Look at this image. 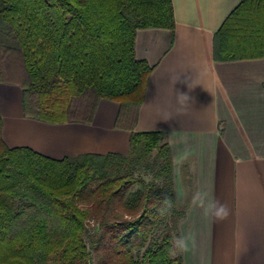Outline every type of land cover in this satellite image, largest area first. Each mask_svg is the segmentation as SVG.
<instances>
[{"label": "trees", "instance_id": "obj_1", "mask_svg": "<svg viewBox=\"0 0 264 264\" xmlns=\"http://www.w3.org/2000/svg\"><path fill=\"white\" fill-rule=\"evenodd\" d=\"M174 25L172 0H0V61L8 52L22 59L26 117L91 122L99 100L109 99L120 104L116 125L132 130L127 153L53 158L8 145L0 111V264H90L89 219L98 226L92 249L105 264H183L171 254L186 211L168 135L133 129L153 70L136 57L137 29ZM213 53L264 56V0L234 8ZM164 194L174 207L161 216Z\"/></svg>", "mask_w": 264, "mask_h": 264}, {"label": "crops", "instance_id": "obj_2", "mask_svg": "<svg viewBox=\"0 0 264 264\" xmlns=\"http://www.w3.org/2000/svg\"><path fill=\"white\" fill-rule=\"evenodd\" d=\"M241 1L172 0L173 28L136 32V57L153 70L133 129L168 135L176 199L186 211L180 236L193 233L197 241L181 254L183 264H264V56L222 60L213 53L216 31ZM119 108L100 99L91 122L29 118L21 84L0 80L5 142L53 158L127 153L132 130L116 125ZM198 189L226 204L228 219L193 207Z\"/></svg>", "mask_w": 264, "mask_h": 264}, {"label": "clouds", "instance_id": "obj_3", "mask_svg": "<svg viewBox=\"0 0 264 264\" xmlns=\"http://www.w3.org/2000/svg\"><path fill=\"white\" fill-rule=\"evenodd\" d=\"M183 98L184 101L189 100V97L184 94L178 95V100ZM191 153L186 151L184 158H187ZM161 205L158 208V212L161 216L168 214L174 207V202L171 196L162 195ZM191 205L195 208L202 210L205 217H211L214 221H224L228 219L231 214L229 207L221 203L219 200L210 199L209 194L203 190H196L191 197ZM197 241L195 234L189 233L187 235H181L174 237L172 240V255L189 253L196 249Z\"/></svg>", "mask_w": 264, "mask_h": 264}, {"label": "rangeland", "instance_id": "obj_4", "mask_svg": "<svg viewBox=\"0 0 264 264\" xmlns=\"http://www.w3.org/2000/svg\"><path fill=\"white\" fill-rule=\"evenodd\" d=\"M0 79L5 81V82H13L17 84H24L27 82V73L25 71L22 59H20L19 55L15 53H7L6 55L1 58L0 61ZM151 177V176H150ZM149 176L146 178L149 179ZM92 200H94V197L92 195L86 197V202L91 203ZM82 203V204H83ZM97 222L95 219H89L88 221V232L85 235V240L87 245L90 247L92 250V259L90 261V264H105L103 260V255L101 249L96 250L92 249L91 246V237L90 235L96 234L97 231Z\"/></svg>", "mask_w": 264, "mask_h": 264}]
</instances>
